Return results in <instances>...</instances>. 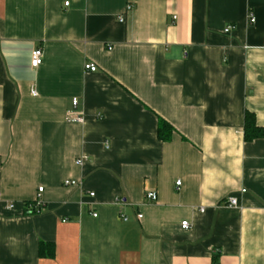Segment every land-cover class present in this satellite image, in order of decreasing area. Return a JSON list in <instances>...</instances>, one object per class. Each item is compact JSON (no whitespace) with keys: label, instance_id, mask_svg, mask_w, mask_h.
I'll return each instance as SVG.
<instances>
[{"label":"crops","instance_id":"obj_1","mask_svg":"<svg viewBox=\"0 0 264 264\" xmlns=\"http://www.w3.org/2000/svg\"><path fill=\"white\" fill-rule=\"evenodd\" d=\"M0 193V264H264V0H0Z\"/></svg>","mask_w":264,"mask_h":264},{"label":"built area","instance_id":"obj_2","mask_svg":"<svg viewBox=\"0 0 264 264\" xmlns=\"http://www.w3.org/2000/svg\"><path fill=\"white\" fill-rule=\"evenodd\" d=\"M65 4H68V2H65ZM174 18V17H173ZM118 19L120 21L123 20V17L120 16L118 17ZM255 21V17L253 15L252 12H248V22L249 23H253ZM232 26H226L224 28V32H229L231 30ZM42 60H43V52H42V49L37 47V48H34L31 50V53H30V66L32 68H37L41 63H42ZM96 65L94 63H85L84 64V69L85 70H88V71H95L96 70ZM33 94H35V92H33ZM71 109L68 110L67 112V115H66V118L70 121H74V122H82L83 121V112L80 111L77 107H78V99L77 98H73L72 99V102H71ZM78 163H82L83 162V159H78L77 160ZM63 184L64 185H75L77 184L76 181L74 180H71V179H65L63 181ZM180 184V181L177 180L176 181V185H179ZM43 189L42 186H39L37 188L38 192H41ZM242 192L245 191L244 189L241 190ZM90 195L92 196L93 193H90ZM146 198L148 199H151V200H155L156 199V193L154 191H147L146 194H145ZM0 199H1V193H0ZM225 205L226 206H229V207H234V206H237V198L236 197H233V196H230L228 198H226L225 200ZM14 204L13 203H9L8 204V208H13ZM28 207L29 209H31L32 211L34 212H39L42 208V202L39 201V199H36L35 202L33 203H30L28 204ZM201 211H203V208H201ZM96 214L93 213V216H95ZM138 216L140 217L141 215L138 214ZM124 219H126L124 217ZM189 222L187 220H183L181 221L180 223V226L181 228L183 229H186L189 227Z\"/></svg>","mask_w":264,"mask_h":264},{"label":"trees","instance_id":"obj_3","mask_svg":"<svg viewBox=\"0 0 264 264\" xmlns=\"http://www.w3.org/2000/svg\"><path fill=\"white\" fill-rule=\"evenodd\" d=\"M171 127L163 120H160L158 123V136L161 139H168L170 136ZM263 134V129L256 125L255 116L251 112L245 113V120H244V138L246 140H252L255 138L260 137ZM43 242H40L39 245V252L41 254V250L43 247Z\"/></svg>","mask_w":264,"mask_h":264}]
</instances>
